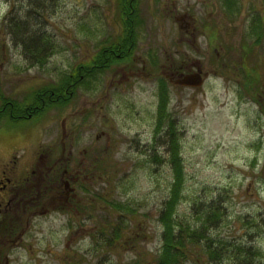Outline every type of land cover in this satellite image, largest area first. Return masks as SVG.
I'll return each instance as SVG.
<instances>
[{
	"label": "rangeland",
	"instance_id": "374dc122",
	"mask_svg": "<svg viewBox=\"0 0 264 264\" xmlns=\"http://www.w3.org/2000/svg\"><path fill=\"white\" fill-rule=\"evenodd\" d=\"M34 1L0 0V94L15 103L117 43L121 30L115 0H43L38 10L27 8ZM136 4L140 22L129 58L77 85L66 105L49 108L40 121L0 120V164L14 155L33 165L40 155L58 158L63 147L65 156L73 151L80 183L76 199L32 196L28 207L11 201L12 213L0 214V264H133L141 253L142 264H155L157 216L172 179L169 119L184 180L176 218L196 223L192 205L219 195L223 215L207 234L223 243V262L240 254L237 260L264 264V48L247 29L259 0H237L231 15L221 0ZM25 11L53 45L43 64L32 62L8 28ZM195 71L199 85L175 82L179 72ZM247 73L253 80L246 89ZM112 201L137 214L124 211L120 222ZM118 223L128 243L110 250L99 230L109 233ZM185 264L217 263L198 248Z\"/></svg>",
	"mask_w": 264,
	"mask_h": 264
},
{
	"label": "trees",
	"instance_id": "16d2710c",
	"mask_svg": "<svg viewBox=\"0 0 264 264\" xmlns=\"http://www.w3.org/2000/svg\"><path fill=\"white\" fill-rule=\"evenodd\" d=\"M221 1L225 9L224 11L227 13L226 15H231L237 10V0ZM42 2L43 0H35L33 3L34 7L32 8L31 4L27 8H30V10H38L37 6L40 3L42 6ZM259 4L260 8H256L248 20L247 29L248 34L253 37V44L262 45L264 48V0H259ZM136 5V0H115V13L116 17L119 18L117 21L121 26L119 40L117 43H111L113 45L108 48L101 47L89 62L76 64L70 71L62 73L56 83H46L31 89L19 102L17 101L15 103L12 101L14 99L0 94V120L3 118L4 122L10 125L17 122L31 121L32 119L40 121L41 116L49 108L53 106L62 108V106L66 105L71 99L72 93L77 85H87L95 73L106 69L115 62L129 58L136 36L134 31L135 25L138 26L140 22ZM28 12H24L22 20L10 19L7 25L14 35L15 42L22 46L23 52L32 59V62L43 64L45 59L49 57L48 54L52 52L53 45L50 39L45 36V32H41L36 28L37 21H32ZM33 27L35 28L33 29ZM244 68L246 72L248 67L245 65ZM247 74L246 89L253 80V76L250 73ZM248 79L251 81L249 82ZM162 89L160 87L162 91V96L158 104L160 114L165 111L168 101L166 92ZM162 116L166 117V114L163 113ZM172 122V119L166 122L169 133H166L164 136L169 156L168 162L172 171V179L168 188V195L158 211L157 221L160 223L161 228L160 246L156 256L152 260L155 264H185L191 257L192 252L195 253V250L199 248L202 253L206 254L210 263L225 264L223 262V256L225 254V252L223 253L224 250H222L223 243H213L207 234L208 229L214 227L223 215L222 209H220V200H218L219 195L216 199L213 198L210 201H199L196 207L192 205V212L197 218V222L194 224L182 219L178 220L175 216L176 207L181 199L180 190L184 180L183 167L179 157V146L177 145V133L173 129ZM161 123L163 122L160 119V125H157V130L163 125ZM110 205L113 209L119 211L117 213L121 217L117 219L120 222L122 220L125 221L124 211L129 212L131 215L136 213L135 209L130 210L125 205H119L113 201ZM122 217L123 219L121 220L120 218ZM129 218L130 215L128 216ZM128 219L126 222H128ZM123 228L118 223L114 225L112 231H109V233L102 230V228L99 230V233H103L105 236L104 241L107 248L113 250L115 247L119 248L125 243H128L124 239ZM136 240V238H131L130 242H136ZM238 249L240 250L242 248L239 247ZM239 255H234L235 259L230 264H250V260L246 259L243 255H241V259L237 260ZM143 258V253H141V256L138 254L133 264H142ZM194 260H197L195 254Z\"/></svg>",
	"mask_w": 264,
	"mask_h": 264
},
{
	"label": "flooded vegetation",
	"instance_id": "af4514ba",
	"mask_svg": "<svg viewBox=\"0 0 264 264\" xmlns=\"http://www.w3.org/2000/svg\"><path fill=\"white\" fill-rule=\"evenodd\" d=\"M186 74L200 76L197 71L195 73L179 72L175 82L177 83ZM178 86L181 85L178 84ZM63 153L64 148L61 147L58 158L53 159L49 156L42 157L40 155L38 161H34L33 165L31 161L21 164L14 155H11L8 161L0 164V214L2 218L3 214L4 216L8 215V211L10 214L12 213L10 209L13 207L11 205H13L14 199L16 200L15 204L19 202H25L26 204L34 196H36L35 199L46 198L45 201L51 196L54 198L62 196L63 198L76 199V191L80 190L79 171L74 169L73 151L69 149L66 156ZM40 159H42V162H39ZM51 199L53 200V198ZM26 207H28L27 204ZM52 208L55 207L52 206ZM33 213L42 214L41 212ZM14 228L13 225L12 230Z\"/></svg>",
	"mask_w": 264,
	"mask_h": 264
},
{
	"label": "water",
	"instance_id": "95a60500",
	"mask_svg": "<svg viewBox=\"0 0 264 264\" xmlns=\"http://www.w3.org/2000/svg\"><path fill=\"white\" fill-rule=\"evenodd\" d=\"M178 84L180 85H192V86H197L201 83V79L197 74H186L182 76L181 79L177 81ZM101 123L103 125H108V120L106 118H103L101 120Z\"/></svg>",
	"mask_w": 264,
	"mask_h": 264
}]
</instances>
